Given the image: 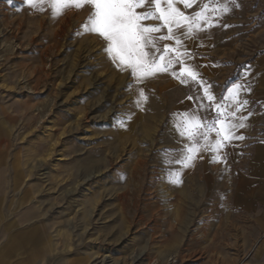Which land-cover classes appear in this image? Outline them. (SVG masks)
I'll list each match as a JSON object with an SVG mask.
<instances>
[{"label":"rangeland","instance_id":"374dc122","mask_svg":"<svg viewBox=\"0 0 264 264\" xmlns=\"http://www.w3.org/2000/svg\"><path fill=\"white\" fill-rule=\"evenodd\" d=\"M91 12L0 0L6 145L56 244L86 264H264L250 220L167 189L152 144L122 133L128 76L83 28Z\"/></svg>","mask_w":264,"mask_h":264},{"label":"crops","instance_id":"0c3cea01","mask_svg":"<svg viewBox=\"0 0 264 264\" xmlns=\"http://www.w3.org/2000/svg\"><path fill=\"white\" fill-rule=\"evenodd\" d=\"M175 4L190 17L208 5L204 18L197 21L199 29L193 24L190 36L177 33L185 45L180 51L191 54L189 62L199 65L203 81L211 86L223 106L221 111L233 123L241 116L247 117L246 127L237 130L244 139L233 140L223 149L226 164L212 163L209 152L197 151L184 166L186 149L197 141L203 146L201 134L208 132L204 125L215 120L216 109L207 107V100L199 99L204 95L202 87L191 80L181 83L170 73L135 81V91L128 89L132 110L122 133L152 144L150 150L157 158L161 182L167 189L176 194L183 190L186 196L189 189H200L202 194L214 197L216 204L230 206L227 215L237 212L250 220L254 257L264 263V0H196L191 7L175 0ZM50 5L51 0H40L36 8L48 9ZM224 6L229 11H224ZM146 23L154 25L159 21ZM163 31L166 33V29ZM99 41L104 47V40L99 37ZM165 43L178 47L174 41H160L158 46ZM110 64L116 71L127 73L129 84L130 71ZM242 83L250 84L253 91L247 87L240 91L238 100H247L248 104L233 117L231 109L237 101L228 98V89ZM140 89L146 99L139 97ZM137 100H141L139 106ZM187 120L200 123L199 131L193 129L194 139L181 135ZM5 125L6 118L0 117V264H86L61 250L49 223L32 207L33 186L25 180L22 166L15 163L16 152L7 148ZM208 135L215 136V129Z\"/></svg>","mask_w":264,"mask_h":264},{"label":"snow or ice","instance_id":"6c2138e0","mask_svg":"<svg viewBox=\"0 0 264 264\" xmlns=\"http://www.w3.org/2000/svg\"><path fill=\"white\" fill-rule=\"evenodd\" d=\"M8 2L11 3V0ZM195 2L196 0H182L185 7H191ZM27 3L32 7L37 6V0H27ZM51 4L53 15L58 14L61 7L67 6H75L79 9L87 4L94 9L83 24V28L104 40L105 46L101 51L110 62L121 70L130 71L131 79L126 86L127 89L135 91V81L155 77L158 73H170L174 78H179L181 83L191 80L202 87L204 95L199 99L202 102L207 100V107L216 109L215 120L205 124L204 127L208 132L215 129V136L209 138L208 132L202 133L203 146L200 147L197 141L188 147L182 163L187 166L188 162L194 159V152L207 151L210 153V162L226 164L227 157L223 149L231 146L233 140L244 139L242 135H238L237 130L246 127L244 120L247 117L241 116L237 123H233L221 111L223 106L213 95L211 86L203 81L199 65L189 62L188 57L191 54L180 51V48L185 47L180 36H190L193 32V24L199 29L197 21L204 18L207 4L203 6L201 12L195 13L194 17L186 15L176 6L175 0H51ZM223 10L229 11L227 6H224ZM148 20L159 21V24L149 25L146 23ZM165 29L166 33L163 31ZM160 41H174L178 47H173L171 43H165L160 47L158 46ZM245 87L249 92L253 91L250 84L246 86L243 83L228 89L230 93L228 98L237 101L236 106L231 109L233 117L236 111L248 104L247 100H238L240 91ZM138 95L141 99H146L142 89L138 90ZM136 103L139 106L141 100H137ZM217 124L220 125L219 128L216 127ZM199 128L198 121L187 120L183 124L181 135L187 134L189 138L194 139L196 133L193 129L199 131Z\"/></svg>","mask_w":264,"mask_h":264}]
</instances>
